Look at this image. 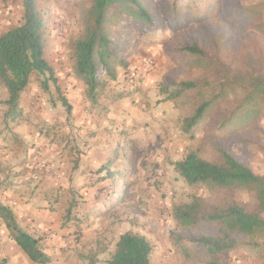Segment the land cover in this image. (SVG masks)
I'll list each match as a JSON object with an SVG mask.
<instances>
[{
	"label": "crops",
	"instance_id": "obj_1",
	"mask_svg": "<svg viewBox=\"0 0 264 264\" xmlns=\"http://www.w3.org/2000/svg\"><path fill=\"white\" fill-rule=\"evenodd\" d=\"M120 81L92 103L71 73L58 83L68 112L53 86L42 90L32 75L14 119L0 83V204L49 258L32 261L0 219L1 264H107L121 234L132 231L150 244L161 234L153 180L128 177L139 165L132 153L155 149L173 113L145 84L137 92Z\"/></svg>",
	"mask_w": 264,
	"mask_h": 264
},
{
	"label": "trees",
	"instance_id": "obj_2",
	"mask_svg": "<svg viewBox=\"0 0 264 264\" xmlns=\"http://www.w3.org/2000/svg\"><path fill=\"white\" fill-rule=\"evenodd\" d=\"M23 15L19 25L0 34V83L6 87L8 97L7 115L11 119L20 113L19 98L33 74L38 75L40 86L53 87L67 111L70 104L60 95L52 66L45 58L46 24L36 0H21ZM252 27L264 36V4L247 10ZM80 35L72 41L73 74L86 85V96L95 103L112 82L117 80L119 67L126 69L125 59L118 55V41L110 28L125 16L141 23L148 31L155 25L152 11L145 0H91ZM196 19L200 13H195ZM200 20V18L198 19ZM185 57H194L206 64V70L217 69L218 58L209 55L196 43L185 44L177 49ZM222 81L206 78V84L195 80H180L158 84L161 101H169L183 108L198 100L180 120L181 130L188 133L215 107L225 103L217 123V140L231 136L249 142L243 134L255 120L264 115V55L248 57L240 69L230 72L222 66ZM217 83V84H216ZM231 98V99H230ZM241 132V136L237 133ZM206 140V139H205ZM208 140V141H210ZM206 145L189 150L173 163L178 176L188 185H201L210 193L223 192L216 202L193 195L189 201L174 204L171 218L184 230L205 229L195 237H184L180 232L170 231V238L178 242L188 258L195 254L205 264H218L219 255L245 245L243 236L264 230V175L257 174L229 149L216 147V159L203 155ZM239 190L250 196L248 203L236 201L232 192ZM2 219L11 238L34 262L45 263L49 258L41 251L39 240L21 230L11 209L0 204ZM152 246L143 236L132 231L121 234L107 264H151ZM195 253V254H194Z\"/></svg>",
	"mask_w": 264,
	"mask_h": 264
},
{
	"label": "rangeland",
	"instance_id": "obj_3",
	"mask_svg": "<svg viewBox=\"0 0 264 264\" xmlns=\"http://www.w3.org/2000/svg\"><path fill=\"white\" fill-rule=\"evenodd\" d=\"M145 2L153 14V28L146 31L141 23L125 16L120 17L110 28L112 36L119 43L118 55L127 63L126 69H117V79L121 78L120 83L136 87L137 92L144 91L143 84L151 91L158 92V84L171 81L195 80L206 84V78L212 82L213 78H217L220 82L223 80V65L232 73L240 69L249 56L258 58L259 54L264 55V36L254 31L251 19L247 16V10L264 4V0ZM90 3L91 0H36V6L46 24L45 58L52 66L59 84L60 81L68 80L73 73L71 45L81 33ZM196 12L200 13V20L196 19ZM22 15L21 0H0V33L19 25ZM192 43L202 47L205 53L207 51L209 55L218 58V70L207 71L206 64L194 57H185L177 50ZM39 78L33 74V82L40 85ZM116 82L117 80L114 84ZM50 84L53 86L52 82ZM53 90L56 93L54 87ZM197 100L198 96H193L192 102L183 108L163 101L170 104L169 109L173 113L171 123L164 130L168 136L162 138L155 145V149L149 146L138 148L132 153V161L139 162V165L130 169L128 178L132 181L140 176L145 181L153 180L152 186L158 193L157 217L162 222L163 229L159 236H152L150 239L154 247L150 255L151 264H205V260L195 253L188 258L184 248L172 240L169 233L174 230L184 237L193 238L206 230H184L178 226L170 216L172 206L189 201L193 195L218 202L224 194L210 193L201 185L186 184L174 169L175 161L181 159L189 150L205 144L203 155L206 158L215 160L214 149L220 146L229 149L255 173L259 174L257 170L264 168V115L257 118L253 126L243 134L249 142H242L238 137L233 139L229 135L210 140L216 139V127L223 115L225 103L221 104V109L214 107L197 126L185 133L181 130L180 120ZM237 136H241V132ZM232 196L240 203L250 201V196L239 190H234ZM261 215L264 217V212ZM241 240L245 245L220 254L218 264H264V230L243 236Z\"/></svg>",
	"mask_w": 264,
	"mask_h": 264
},
{
	"label": "built area",
	"instance_id": "obj_4",
	"mask_svg": "<svg viewBox=\"0 0 264 264\" xmlns=\"http://www.w3.org/2000/svg\"><path fill=\"white\" fill-rule=\"evenodd\" d=\"M149 62L151 63V60H149ZM133 75H134V74L132 73V76H133ZM132 76H131V78H132ZM37 154L40 156V155H41L40 151H38ZM163 216L166 218V214H165V213H164ZM0 264H1V263H0Z\"/></svg>",
	"mask_w": 264,
	"mask_h": 264
}]
</instances>
